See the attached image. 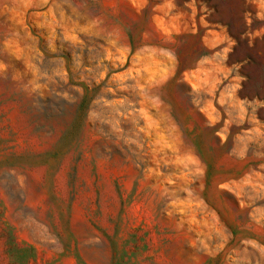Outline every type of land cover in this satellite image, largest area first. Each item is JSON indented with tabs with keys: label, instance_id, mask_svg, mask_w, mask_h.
I'll return each mask as SVG.
<instances>
[{
	"label": "rangeland",
	"instance_id": "374dc122",
	"mask_svg": "<svg viewBox=\"0 0 264 264\" xmlns=\"http://www.w3.org/2000/svg\"><path fill=\"white\" fill-rule=\"evenodd\" d=\"M0 264H264V0H0Z\"/></svg>",
	"mask_w": 264,
	"mask_h": 264
}]
</instances>
